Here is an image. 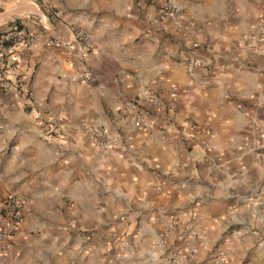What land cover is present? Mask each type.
<instances>
[{
    "label": "crops",
    "instance_id": "crops-1",
    "mask_svg": "<svg viewBox=\"0 0 264 264\" xmlns=\"http://www.w3.org/2000/svg\"><path fill=\"white\" fill-rule=\"evenodd\" d=\"M175 2L179 22L161 0H0V28L42 36L8 75L25 86L0 87V199L26 200L0 264L148 259L172 217L200 259L222 236L261 254L264 0ZM85 226L104 231L82 246Z\"/></svg>",
    "mask_w": 264,
    "mask_h": 264
},
{
    "label": "built area",
    "instance_id": "built-area-1",
    "mask_svg": "<svg viewBox=\"0 0 264 264\" xmlns=\"http://www.w3.org/2000/svg\"><path fill=\"white\" fill-rule=\"evenodd\" d=\"M160 13L165 19L173 21H178L182 17V10L176 4L175 0H161ZM262 27L264 28V20ZM74 35L86 47L92 45V38L88 31L77 28L74 31ZM41 39L42 36L39 32L31 31L18 22H13L5 28H0V87L9 90L14 87L23 88L25 86L21 81L15 84L8 75L10 71L16 68L22 51L25 48L37 45ZM78 76L85 83H90L94 80V73L90 70H81ZM150 101L159 111L174 109L173 105L169 107L156 95H151ZM60 131L61 127L57 120L50 119L47 121L45 128L46 136L57 135ZM24 213V203L19 197L9 195L6 198L0 199V255L7 252L8 248L6 244L12 241L16 233L20 230ZM196 253L197 246L195 244H191L186 250V255L189 258L195 257Z\"/></svg>",
    "mask_w": 264,
    "mask_h": 264
},
{
    "label": "rangeland",
    "instance_id": "rangeland-1",
    "mask_svg": "<svg viewBox=\"0 0 264 264\" xmlns=\"http://www.w3.org/2000/svg\"><path fill=\"white\" fill-rule=\"evenodd\" d=\"M179 21H181V19L173 22ZM9 195L17 196L23 203L26 202L25 198L17 193H10ZM103 231L104 228L85 226L79 227L77 234L82 240V246H84L91 244L95 235L103 233ZM176 231L177 226L175 217L167 219L163 222L162 231L159 233L158 241H156V250H154L148 259L139 256L138 253L131 258L117 254L115 259L111 257L107 259L106 264H264V242H260L261 247L257 249V252H261L260 255H257V253H245V251L241 250L240 253H236L229 243H227V238L222 236L213 244L208 256L200 259L199 251L201 242L197 240H179ZM126 234L127 231L123 232L119 238L123 239ZM191 244L197 246V253L193 258H189L186 255V250ZM111 245V247L105 248L106 251L104 255L106 252H112L115 249L114 243H111Z\"/></svg>",
    "mask_w": 264,
    "mask_h": 264
},
{
    "label": "trees",
    "instance_id": "trees-1",
    "mask_svg": "<svg viewBox=\"0 0 264 264\" xmlns=\"http://www.w3.org/2000/svg\"><path fill=\"white\" fill-rule=\"evenodd\" d=\"M19 23V22H18ZM19 24H21V23H19Z\"/></svg>",
    "mask_w": 264,
    "mask_h": 264
}]
</instances>
